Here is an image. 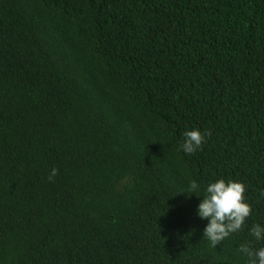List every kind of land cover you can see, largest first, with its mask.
I'll return each instance as SVG.
<instances>
[{
    "label": "trees",
    "instance_id": "trees-1",
    "mask_svg": "<svg viewBox=\"0 0 264 264\" xmlns=\"http://www.w3.org/2000/svg\"><path fill=\"white\" fill-rule=\"evenodd\" d=\"M221 178L252 213L213 248ZM262 193L264 0H0V264H246Z\"/></svg>",
    "mask_w": 264,
    "mask_h": 264
},
{
    "label": "clouds",
    "instance_id": "clouds-1",
    "mask_svg": "<svg viewBox=\"0 0 264 264\" xmlns=\"http://www.w3.org/2000/svg\"><path fill=\"white\" fill-rule=\"evenodd\" d=\"M211 135V130L206 132H201L199 129L185 131L180 148L186 154H195L198 150H202L206 136L210 137ZM58 173L59 170L53 168L48 177L49 181H52ZM198 189V183L192 180L188 192L195 193ZM246 192L247 187L243 182L231 179L221 178L206 186L198 206V215L209 221L204 229L203 237L210 241L213 248L220 245L231 234L241 231L247 218L251 215L252 206L247 202ZM250 234L257 241L264 240V227L255 224L251 228ZM237 252L247 258L246 264H264V247L256 249L250 243H243Z\"/></svg>",
    "mask_w": 264,
    "mask_h": 264
}]
</instances>
